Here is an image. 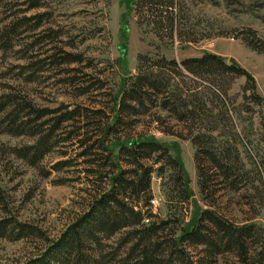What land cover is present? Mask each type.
Instances as JSON below:
<instances>
[{
	"label": "trees",
	"instance_id": "16d2710c",
	"mask_svg": "<svg viewBox=\"0 0 264 264\" xmlns=\"http://www.w3.org/2000/svg\"><path fill=\"white\" fill-rule=\"evenodd\" d=\"M42 1L29 0V10L43 7ZM130 10L138 24L150 28L161 41L200 42L190 30L184 0H132ZM44 16L22 21L37 18L38 29ZM14 33L11 28L8 35ZM235 38L264 54V40L256 30ZM126 55L124 48L120 59L124 67ZM82 59L80 54L66 52L59 64L81 63ZM239 77L246 78L245 98L262 104L255 77L216 53L181 61L141 55L138 73L125 79L113 104L96 110L82 105L42 108L25 96H0L6 131L36 139L13 148L18 158L37 168L55 147L70 143L81 150L73 159H83L86 171L94 176L85 209L42 255L27 264H206L205 260L219 264L220 258L226 264H264V226L255 222L264 209V160L250 154L231 115L230 90ZM82 84H87L82 93L94 87L90 80ZM97 89H103V84ZM153 109L166 112L167 117L154 114ZM146 117L158 123L161 132L195 146L200 191L208 208L190 222L183 219L184 210L194 194L181 159L155 136L134 137L127 132ZM71 166L73 160L66 159L53 169ZM166 173L168 195L176 209L161 219L152 209V181L155 174L163 177ZM235 199L242 201V218L231 211ZM12 224L0 220V236ZM12 230L19 231L18 237L40 234L16 220ZM199 247L201 256L196 260Z\"/></svg>",
	"mask_w": 264,
	"mask_h": 264
},
{
	"label": "rangeland",
	"instance_id": "374dc122",
	"mask_svg": "<svg viewBox=\"0 0 264 264\" xmlns=\"http://www.w3.org/2000/svg\"><path fill=\"white\" fill-rule=\"evenodd\" d=\"M131 1L43 0V7L29 10V0H0V96H25L42 108L82 105L96 110L113 104L125 79L138 73L141 55L181 61L216 53L228 63L234 59L256 79L262 104L245 98L246 78L239 77L230 90V110L250 154L264 160V54L235 38L254 29L264 40V0H184L192 22L190 30L200 38L196 44L161 41L150 28L138 24L130 10ZM44 13L38 29L37 18L22 21ZM11 28H15L12 37L8 35ZM124 48L126 67L120 62ZM66 52L80 54L83 61L60 65ZM87 80L94 87L82 93L89 84L82 83ZM101 83L103 89H97ZM152 112L167 117L162 110ZM4 120L5 115L0 113V220H11L13 224L6 235L0 236V264H27L42 255L85 209L94 176L86 171L83 159H73L81 150L70 143L55 147L37 168L30 166L14 154L13 148L32 144L36 139L8 133L6 125H2ZM127 132L134 137L144 133L155 136L183 162L194 194L184 210L185 222L208 208L200 191L196 149L190 140L161 132L150 117ZM64 152H68L66 157ZM246 155L243 153L245 159ZM66 159L73 160V166L61 171L53 169ZM167 182L168 173L163 177L155 174L152 181V209L161 219L176 209L169 198ZM231 208L237 217H244L241 200L235 199ZM15 220L38 229L40 234L18 237L19 231L12 230ZM255 222L264 226V209ZM201 250L199 247L195 251L196 260ZM204 262L210 264L208 260ZM219 264H226L225 259L220 258Z\"/></svg>",
	"mask_w": 264,
	"mask_h": 264
},
{
	"label": "water",
	"instance_id": "95a60500",
	"mask_svg": "<svg viewBox=\"0 0 264 264\" xmlns=\"http://www.w3.org/2000/svg\"><path fill=\"white\" fill-rule=\"evenodd\" d=\"M230 61H231L232 63H235V62H236L234 59H230Z\"/></svg>",
	"mask_w": 264,
	"mask_h": 264
},
{
	"label": "built area",
	"instance_id": "2783aa9c",
	"mask_svg": "<svg viewBox=\"0 0 264 264\" xmlns=\"http://www.w3.org/2000/svg\"><path fill=\"white\" fill-rule=\"evenodd\" d=\"M153 202H155V200Z\"/></svg>",
	"mask_w": 264,
	"mask_h": 264
}]
</instances>
